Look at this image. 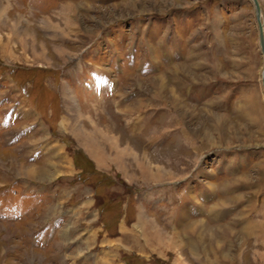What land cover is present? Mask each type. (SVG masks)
<instances>
[{
  "label": "rangeland",
  "instance_id": "obj_1",
  "mask_svg": "<svg viewBox=\"0 0 264 264\" xmlns=\"http://www.w3.org/2000/svg\"><path fill=\"white\" fill-rule=\"evenodd\" d=\"M63 1L0 0V98L6 111L23 104L18 118L25 119L17 140L0 135V189L27 178L43 198L30 201L35 216L0 219V264H264V243L250 225L246 234L236 215L231 225L230 211L203 214L233 204L211 175L213 150L264 149L263 57L250 0ZM115 22L121 35L113 41ZM89 63L104 68L112 90L110 78L101 93L83 84ZM25 81L33 83L26 98L19 94ZM35 141L45 147L29 154ZM199 163L204 182L196 170L187 184L164 188ZM155 185L166 203L141 202ZM181 194L193 211L174 205ZM219 196L226 202L212 207ZM45 225L50 235L35 238Z\"/></svg>",
  "mask_w": 264,
  "mask_h": 264
},
{
  "label": "crops",
  "instance_id": "obj_2",
  "mask_svg": "<svg viewBox=\"0 0 264 264\" xmlns=\"http://www.w3.org/2000/svg\"><path fill=\"white\" fill-rule=\"evenodd\" d=\"M68 1L75 2L74 3L75 5L77 2L82 3V2L88 1L91 3H93V2L99 3L100 5L103 4V5L116 6L118 4H123L125 6L131 0H65V2L63 1L64 5ZM129 5H132V4H129ZM148 15L149 14H147L146 16H148ZM133 19H135V17H132L130 19H126L125 21H127L128 23H131L133 21ZM145 19H146V17H145ZM116 24H118V22H115L110 26V27H114V29L112 31L113 32V38H112L113 41L118 40L119 36L121 35V32H120L121 31L120 30L121 25L118 26ZM100 32H103V31H100ZM114 33H116L117 35L115 36ZM99 35H100V33L97 36H99ZM171 38L173 41L175 40L174 37H171ZM115 43H116V41H115ZM106 44H108V43H106ZM106 46L104 47V50H105ZM108 47H110V46L108 45ZM108 51L110 53L114 52V55H115V53L117 54V53L121 52V54L123 55V51L117 52L115 50V48H113V50L109 49ZM96 66L97 65L92 63V68H94L95 70H104L103 67L97 66L98 67L97 68ZM79 69H80V71L82 70V68H79ZM4 78H6V77H4ZM73 79L76 80V77ZM85 80H87V79H85ZM108 80H109V78H108ZM200 84L201 83L198 84V88H199V86H201ZM206 84H211V83H203V86H205ZM72 85H76V87L79 88L80 84L78 85L76 82H74V84H72ZM212 86H213V84H212ZM65 90L66 89L63 88L62 95L66 94ZM203 93L207 94V92H202V94ZM214 94L215 93H213L211 97L214 96V98L217 99L218 95L215 96ZM231 96H232V94H230V93L228 94L226 92L224 97L227 99V98H231ZM215 99H212V100H215ZM225 103H227L226 100H225ZM214 105H215V103H214ZM237 108H238V106H237ZM237 112H238V110H236V113ZM21 115L34 116L33 114H30V113L27 114L26 112H21ZM35 115H38V114H35ZM88 121H90V120H88ZM33 123H34V120L30 124H33ZM244 137L248 138V136H244ZM183 138H184V134H183ZM247 138H246V140H249ZM249 138H251V136ZM144 142L147 143V139ZM149 143L153 144L154 139L150 138ZM36 144L38 145L39 142L35 141V143H33L31 145L30 149H33L32 150L33 152H29V154L30 153L36 154V152L41 150L44 146V145L43 146L41 145L42 146L41 147L38 145V147H35ZM261 146H263V145H261ZM51 147H54V145L51 144L50 146H46L45 149L48 148V150H50ZM213 151L214 152L217 151L218 154H217V157L214 161L211 175L216 177V178H219V180L222 181L221 186L223 187V189L221 191H224V192L229 191L230 194L227 198L228 199L227 201H228V203H233V204L220 207L218 210H216V209L213 210L210 207L211 213L209 212V210L206 211V209H207L206 208L203 210V214L206 216H211V215L214 216L215 214H219V213L222 214L224 211L225 212L230 211V222L232 223L231 225L234 224V216L236 215V224L239 225L240 229H242V232L246 233L245 228L250 225L251 226L250 228L254 229L256 242L263 244L264 243V193H263L264 191L261 192V190H264V149L261 147H257V145H253V146L248 145L247 146V145L242 144L241 146H237V145L233 146L232 144H230L226 148L225 147H222L219 149L216 148ZM44 153H46V152L44 151ZM86 155H87V153H86ZM89 157L92 159L91 156H89ZM108 160H110V159H108ZM253 168L256 169L255 170L256 174H255L254 178L251 176L252 173L249 172V171H252ZM201 169H202V163H199L198 165H195L192 172L197 170V173L195 172L194 177H197L200 182H204L202 180V177L200 175H198V174H200L199 172L201 171ZM44 175L45 174L43 173V176ZM186 176H184V177H186ZM147 177L150 180L153 178L150 176H147ZM186 180L188 183L189 179H186ZM36 183L39 185L42 184L40 181H36ZM166 183H168V182H166ZM156 186L157 185L149 187V188H152V187H154V188L151 189L150 195H146V197L144 199H141V202L149 204L150 202H152L154 200L155 201H161L162 197L164 196V195H162V192H164V191L156 188ZM41 187H44V186H41ZM167 189L173 190L174 187L173 186L167 187ZM40 190L43 192V194H45V191H44L45 189L41 188ZM152 190H155V193H153ZM259 190H260V193H263V194L259 195L260 194V193H258ZM253 191H256V193L254 194ZM145 192H147V190H145ZM145 192H143V194H145ZM197 197H198L199 201H196V202L201 204L200 201L201 200L203 201V199H201V196H199V195ZM219 197L220 198L217 199L218 201H216L213 205H211L212 207L214 205H217L216 203H218L219 201H225V200H223L224 198L222 196H219ZM187 202H188V197L182 195L180 197L179 202H177L174 205H177V206L180 205L184 208V206H185V204H187ZM79 203H80V201L78 200V204ZM159 205L162 206L163 204H159ZM185 208H184L185 210H192L193 211V209H188L186 206H185ZM184 209H183V211H184ZM244 209H245V211L247 210V212L245 214L248 215V218H246V222L241 221V219H242L241 213ZM181 210L182 209H180L179 212H181ZM172 212H173V210H172ZM78 213H81V211ZM251 233H253V232L251 231Z\"/></svg>",
  "mask_w": 264,
  "mask_h": 264
},
{
  "label": "water",
  "instance_id": "obj_3",
  "mask_svg": "<svg viewBox=\"0 0 264 264\" xmlns=\"http://www.w3.org/2000/svg\"><path fill=\"white\" fill-rule=\"evenodd\" d=\"M250 2L253 5L254 8V15L257 22V28H258V41H259V47L261 49V54L263 56V64H262V72H261V78H262V87L264 91V35L262 30V24L260 21V7L257 0H250Z\"/></svg>",
  "mask_w": 264,
  "mask_h": 264
},
{
  "label": "bare ground",
  "instance_id": "obj_4",
  "mask_svg": "<svg viewBox=\"0 0 264 264\" xmlns=\"http://www.w3.org/2000/svg\"><path fill=\"white\" fill-rule=\"evenodd\" d=\"M258 1V4H259V7H260V21H261V24H262V20H261V6H260V3H259V0H257ZM257 23V22H256ZM262 30H263V24H262ZM263 35H264V32H263ZM260 48V47H259ZM260 51H261V49H260ZM263 57V56H262ZM261 72H262V70H261ZM260 78H261V76H260ZM261 85H262V78H261ZM262 89H263V87H262ZM263 93H264V91H263ZM76 134H78V133H76ZM82 134H84V133H82ZM81 136H83V135H81ZM109 136V135H108ZM79 137V136H78ZM92 140V139H91ZM93 149L91 148V151H92ZM158 170L159 171H156V173L158 172V174H160V175H163L162 174V172L160 171L161 169L160 168H158ZM30 173H33L32 171H29ZM33 174H35V172L33 173ZM45 175H46V173H45ZM47 176V175H46Z\"/></svg>",
  "mask_w": 264,
  "mask_h": 264
}]
</instances>
